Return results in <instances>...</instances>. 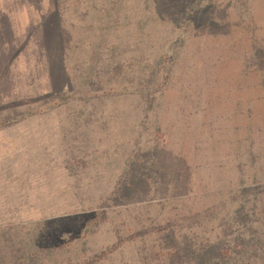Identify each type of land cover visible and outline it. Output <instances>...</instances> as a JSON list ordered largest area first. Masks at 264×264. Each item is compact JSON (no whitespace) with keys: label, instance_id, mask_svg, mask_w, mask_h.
<instances>
[{"label":"rangeland","instance_id":"1","mask_svg":"<svg viewBox=\"0 0 264 264\" xmlns=\"http://www.w3.org/2000/svg\"><path fill=\"white\" fill-rule=\"evenodd\" d=\"M0 264H264V0H0Z\"/></svg>","mask_w":264,"mask_h":264},{"label":"trees","instance_id":"2","mask_svg":"<svg viewBox=\"0 0 264 264\" xmlns=\"http://www.w3.org/2000/svg\"><path fill=\"white\" fill-rule=\"evenodd\" d=\"M57 5V4H56ZM55 13H57V15H58V17H59V19H60V23H61V26L63 25L62 23H63V15H62V12H61V10H60V7H59V5H57V7L55 8ZM57 94H61V92L60 91H57L56 92Z\"/></svg>","mask_w":264,"mask_h":264}]
</instances>
